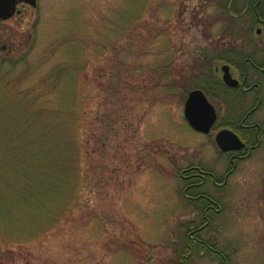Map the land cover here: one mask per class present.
<instances>
[{
	"label": "rangeland",
	"instance_id": "374dc122",
	"mask_svg": "<svg viewBox=\"0 0 264 264\" xmlns=\"http://www.w3.org/2000/svg\"><path fill=\"white\" fill-rule=\"evenodd\" d=\"M20 13L0 21V264H221L199 244L182 259L180 177L203 143L184 113L195 64L230 26L217 0ZM232 182L201 235L230 264H264V149Z\"/></svg>",
	"mask_w": 264,
	"mask_h": 264
},
{
	"label": "flooded vegetation",
	"instance_id": "af4514ba",
	"mask_svg": "<svg viewBox=\"0 0 264 264\" xmlns=\"http://www.w3.org/2000/svg\"><path fill=\"white\" fill-rule=\"evenodd\" d=\"M26 5L19 3L18 9ZM217 7L218 21L230 24L229 30L199 54L193 74L195 87L184 103L192 91L201 90L210 106H205L202 120L206 131L195 129L185 117L197 142L203 143L190 164L180 169L181 197L192 215L182 259L199 244L201 255L203 248L208 249L211 259L230 264L225 247L205 242L201 234L210 233L211 225L222 221L227 211L225 199L234 187L232 180L243 164L264 149V0H223L217 1Z\"/></svg>",
	"mask_w": 264,
	"mask_h": 264
},
{
	"label": "water",
	"instance_id": "95a60500",
	"mask_svg": "<svg viewBox=\"0 0 264 264\" xmlns=\"http://www.w3.org/2000/svg\"><path fill=\"white\" fill-rule=\"evenodd\" d=\"M19 3H27L32 7H37L38 5L37 0H0V21L8 20L15 14H21L20 12L22 11L17 10ZM188 96L185 106L187 120L195 129L206 131L207 124H204L202 120L206 117L205 106H210V103L201 90H194Z\"/></svg>",
	"mask_w": 264,
	"mask_h": 264
},
{
	"label": "trees",
	"instance_id": "16d2710c",
	"mask_svg": "<svg viewBox=\"0 0 264 264\" xmlns=\"http://www.w3.org/2000/svg\"><path fill=\"white\" fill-rule=\"evenodd\" d=\"M217 1L222 2L223 0H217ZM184 82H185V81H184Z\"/></svg>",
	"mask_w": 264,
	"mask_h": 264
}]
</instances>
